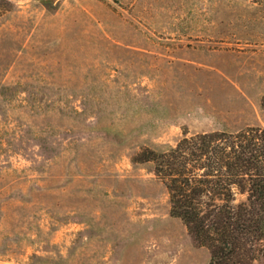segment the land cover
I'll return each mask as SVG.
<instances>
[{"label":"rangeland","instance_id":"rangeland-1","mask_svg":"<svg viewBox=\"0 0 264 264\" xmlns=\"http://www.w3.org/2000/svg\"><path fill=\"white\" fill-rule=\"evenodd\" d=\"M246 127L264 0H0V264H209L134 158Z\"/></svg>","mask_w":264,"mask_h":264},{"label":"trees","instance_id":"trees-1","mask_svg":"<svg viewBox=\"0 0 264 264\" xmlns=\"http://www.w3.org/2000/svg\"><path fill=\"white\" fill-rule=\"evenodd\" d=\"M134 162L154 164L171 216L210 252L209 264L264 259V128L185 135L166 151L146 148Z\"/></svg>","mask_w":264,"mask_h":264}]
</instances>
